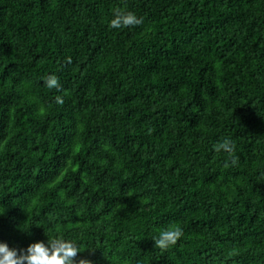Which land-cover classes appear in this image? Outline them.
Masks as SVG:
<instances>
[{
  "label": "trees",
  "instance_id": "1",
  "mask_svg": "<svg viewBox=\"0 0 264 264\" xmlns=\"http://www.w3.org/2000/svg\"><path fill=\"white\" fill-rule=\"evenodd\" d=\"M0 207L12 248L62 232L92 264H264V0H0Z\"/></svg>",
  "mask_w": 264,
  "mask_h": 264
},
{
  "label": "clouds",
  "instance_id": "2",
  "mask_svg": "<svg viewBox=\"0 0 264 264\" xmlns=\"http://www.w3.org/2000/svg\"><path fill=\"white\" fill-rule=\"evenodd\" d=\"M142 24L143 19L134 12L115 11L108 26L119 30L136 28ZM43 82L50 90L60 88V80L56 74L46 75ZM54 103L63 105V96L56 95ZM215 150L226 153L232 165L237 163L233 155L235 143L231 138L225 137L219 141ZM3 212L4 208L0 207V214ZM183 234L182 228L177 225L162 228L158 235L152 237L154 247L167 250L174 246ZM46 236V241L33 242L26 249L12 248L6 242L0 241V264H92L91 260L79 258L85 249L82 242L75 237H68L62 232L46 233Z\"/></svg>",
  "mask_w": 264,
  "mask_h": 264
},
{
  "label": "bare ground",
  "instance_id": "3",
  "mask_svg": "<svg viewBox=\"0 0 264 264\" xmlns=\"http://www.w3.org/2000/svg\"><path fill=\"white\" fill-rule=\"evenodd\" d=\"M221 13V12H220ZM209 14V13H208ZM258 262V261H257Z\"/></svg>",
  "mask_w": 264,
  "mask_h": 264
}]
</instances>
